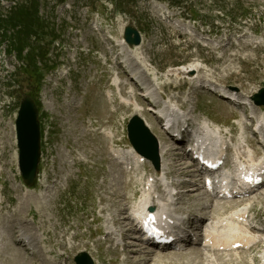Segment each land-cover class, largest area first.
Returning <instances> with one entry per match:
<instances>
[{
  "label": "rangeland",
  "instance_id": "1",
  "mask_svg": "<svg viewBox=\"0 0 264 264\" xmlns=\"http://www.w3.org/2000/svg\"><path fill=\"white\" fill-rule=\"evenodd\" d=\"M38 10L42 30L32 41L40 49L28 52L36 63H18L0 37V219L15 232H10L11 256L2 262L48 264L49 250L53 257L63 254L67 264H73L79 251H86L97 264L111 258L123 264H136L138 259L139 264H203L196 254L152 257L130 246L119 254L91 243L102 233L96 231L98 224L106 231L112 220L120 223L124 213L119 211L124 203L120 193L130 200L135 191L131 182L125 188L127 177L107 157L98 134L101 129L111 132L118 147H127L126 123L136 107L114 104L110 113L101 90L116 73L112 63L116 53L130 70V78L126 74L122 79L130 80L131 86L121 95L144 96L136 99L155 132V118L167 106L172 112L181 106L198 119L235 128L234 110L194 92L191 81L197 78L234 90L246 99L245 115L263 120L264 109L250 98L264 87V0H39ZM129 20L141 35L138 48L123 45V26ZM178 69L189 72L181 74ZM111 84L115 85L112 80ZM20 91L33 96L39 107L40 183L32 187L23 184L17 168L14 119ZM163 138L159 135L166 146L160 161L174 174L172 181H180L185 165ZM187 185L180 189L182 210L198 208L197 192ZM246 205L261 214L264 190ZM3 224L0 234L6 230ZM19 233L20 238L31 237L33 246L16 245ZM126 243L135 245L131 239ZM219 257L215 264H248L252 258L253 264H264V243L237 258Z\"/></svg>",
  "mask_w": 264,
  "mask_h": 264
},
{
  "label": "water",
  "instance_id": "2",
  "mask_svg": "<svg viewBox=\"0 0 264 264\" xmlns=\"http://www.w3.org/2000/svg\"><path fill=\"white\" fill-rule=\"evenodd\" d=\"M124 40L129 45H137L140 35L131 22L124 27ZM264 89L255 95L257 103L264 104L261 97ZM15 137L18 149V169L23 182L30 186L37 174L40 161V125L38 108L31 96L22 94L15 118ZM129 137L137 151L156 160V146L141 123L134 118L129 126ZM78 264H91L86 256L78 257Z\"/></svg>",
  "mask_w": 264,
  "mask_h": 264
},
{
  "label": "trees",
  "instance_id": "3",
  "mask_svg": "<svg viewBox=\"0 0 264 264\" xmlns=\"http://www.w3.org/2000/svg\"><path fill=\"white\" fill-rule=\"evenodd\" d=\"M6 1L13 3L3 12L1 11L3 6L0 3V37L6 40V47L17 60L32 62L34 55L31 52L25 54L23 50L26 49L29 52L40 49L38 43L32 41L37 38L36 34L42 28V21L37 11L39 0Z\"/></svg>",
  "mask_w": 264,
  "mask_h": 264
},
{
  "label": "bare ground",
  "instance_id": "4",
  "mask_svg": "<svg viewBox=\"0 0 264 264\" xmlns=\"http://www.w3.org/2000/svg\"><path fill=\"white\" fill-rule=\"evenodd\" d=\"M123 45H125V47H127L128 49H131V48H133V47H136V48H138L139 46H128L124 41H123ZM130 52V51H129ZM116 59H117V61H119L118 60V55L116 56ZM180 69H178V73H181V74H184V73H186V74H188V72L189 71H182V70H180ZM191 71V70H190ZM179 75V74H178ZM183 76V75H182ZM187 81V80H186ZM123 87V86H122ZM124 88V87H123ZM161 97H162V95H160ZM148 99V98H147ZM139 100H142V99H139ZM131 101V100H130ZM146 102V101H145ZM140 111V109L138 108V107H136L135 109H133V114H139V115H141L142 113H143V111H141V112H139ZM145 111V110H144ZM146 120V123L148 124V126L149 127H151V125L149 124V121L147 120V119H145ZM157 124V123H156ZM210 126V125H209ZM168 148H169V146H168ZM165 149H166V146L164 145V143L162 144V146L160 145V153L161 152H163V154H165ZM169 150H171L170 148H169ZM174 151V150H173ZM176 151L177 150H175V154H176V156H177V153H176ZM115 163V162H114ZM162 166H163V161H162ZM185 172H188V171H185ZM168 174H170V172H168ZM190 188V187H189ZM191 189V188H190ZM262 192V191H261ZM261 192H259V194L261 193ZM120 196V195H119ZM123 196V195H122ZM149 196V195H148ZM147 202H152V201H150V200H148L147 199ZM119 221H121V219H119ZM117 222H118V220H117ZM20 239H22V240H27L28 241V243H32V241L30 240V238H28V236H22ZM236 241H242L241 239H236V240H234L233 238H231V240H230V245H233ZM219 244V243H218ZM140 250H141V248H139ZM145 252H147V251H145ZM149 253V252H148ZM218 261H219V259H217Z\"/></svg>",
  "mask_w": 264,
  "mask_h": 264
}]
</instances>
